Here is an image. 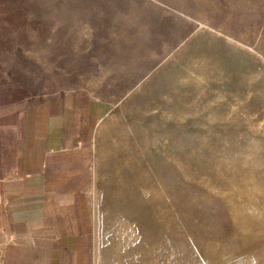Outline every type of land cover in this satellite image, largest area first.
Masks as SVG:
<instances>
[{
    "label": "rangeland",
    "instance_id": "374dc122",
    "mask_svg": "<svg viewBox=\"0 0 264 264\" xmlns=\"http://www.w3.org/2000/svg\"><path fill=\"white\" fill-rule=\"evenodd\" d=\"M75 90L97 264H264V0H0V116Z\"/></svg>",
    "mask_w": 264,
    "mask_h": 264
},
{
    "label": "crops",
    "instance_id": "0c3cea01",
    "mask_svg": "<svg viewBox=\"0 0 264 264\" xmlns=\"http://www.w3.org/2000/svg\"><path fill=\"white\" fill-rule=\"evenodd\" d=\"M108 105L75 90L0 116V264H97L74 185Z\"/></svg>",
    "mask_w": 264,
    "mask_h": 264
}]
</instances>
